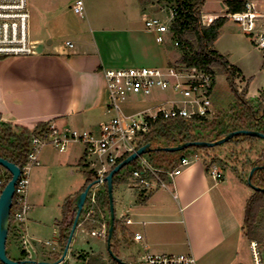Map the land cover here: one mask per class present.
Wrapping results in <instances>:
<instances>
[{
	"label": "crops",
	"instance_id": "crops-1",
	"mask_svg": "<svg viewBox=\"0 0 264 264\" xmlns=\"http://www.w3.org/2000/svg\"><path fill=\"white\" fill-rule=\"evenodd\" d=\"M77 1L27 0L29 41L37 47L41 45L42 51L28 57L0 59L2 123L28 131L45 123L59 131L97 135L99 126L112 117L107 112L104 70L164 69L179 60L171 35L163 44H157L155 34L144 26L146 18H158L154 0H81V16L73 12ZM207 1L201 9L205 25L227 12L224 0L217 11L205 12ZM257 2L264 4V0ZM154 98L167 100L171 96L155 94L149 99L153 106ZM198 157L199 161L183 168L165 188L145 197L138 195L130 183L113 186L114 219L119 226L112 246L121 262L140 264L146 255H190L194 264H243L238 252L243 241L248 246L250 243L243 235V220L245 204L252 193L233 171L227 177L229 170L205 164ZM39 162L33 169L32 182L43 176L62 178L61 194L49 207L40 192H28L30 210L14 238L21 239V252L13 260L53 264L64 253L59 247L58 229L62 204L71 199L76 207L86 174L96 173L101 163L96 156H88L85 147L77 142L68 144L62 153L50 146L42 148ZM211 171L219 176L212 177ZM107 217L105 214L103 219ZM128 219L130 223L126 224ZM84 229H75L59 264H83L81 257L86 255L108 261L109 256L95 253L81 234L80 239L76 238L77 231L83 233ZM48 230L51 237L44 238ZM92 233L93 230L90 237H98ZM135 236L141 239L135 240Z\"/></svg>",
	"mask_w": 264,
	"mask_h": 264
},
{
	"label": "built area",
	"instance_id": "built-area-1",
	"mask_svg": "<svg viewBox=\"0 0 264 264\" xmlns=\"http://www.w3.org/2000/svg\"><path fill=\"white\" fill-rule=\"evenodd\" d=\"M239 1L243 3V10L224 17L249 37L252 45L262 52L264 69V4L260 6L257 0ZM163 4V12L167 11L165 13L167 23L157 17H148L144 21L145 28L155 34L157 44H163L165 38L171 35L170 25L175 17L174 10ZM81 8L82 2L78 0L73 12L81 16ZM204 22L205 19L202 18L205 25ZM28 24L27 0H0V59L22 58L36 54L37 46L29 41ZM65 46L72 48L70 43H65ZM176 46L177 43H174V47ZM102 74L107 93V112L112 114V117L99 126L97 135L71 130L59 131L50 124L45 131L31 138L30 149L25 164L20 169L11 204V210L13 209L11 229L15 234L20 232V227L30 210L27 203L29 172L40 165L39 154L42 148L50 146L62 153L72 142L82 144L86 154L96 156L101 163L100 169L96 172L97 183L94 189H97L105 184V177L119 164L117 162L119 159L124 160L138 150L136 145L149 131V120L155 122L158 117L164 120L194 117L210 119L214 116L210 100L212 79L203 71L179 66L164 69L130 67L104 70ZM157 93L168 94L171 98L167 100L158 98L152 108L141 112L134 114L124 112V106L129 102L138 99L146 102ZM135 161L137 166L128 173L127 181L138 195L145 197L156 189L165 188L167 182L173 181L183 168L199 161V157L198 155L184 157L172 171L168 172L153 168L146 155L138 157ZM6 173L0 167V197L9 181L7 179L9 174L7 173V176ZM161 174L165 175V180ZM210 175L217 178L219 173L211 171ZM93 199L92 192V203ZM125 223L129 224L130 220H126ZM92 235L103 237L105 232ZM140 239V236H135V240ZM249 249L252 264H264V247H259L256 242H250ZM140 264H194V260L190 255L175 257L146 255Z\"/></svg>",
	"mask_w": 264,
	"mask_h": 264
},
{
	"label": "trees",
	"instance_id": "trees-1",
	"mask_svg": "<svg viewBox=\"0 0 264 264\" xmlns=\"http://www.w3.org/2000/svg\"><path fill=\"white\" fill-rule=\"evenodd\" d=\"M140 3H151L152 0H139ZM156 4L165 3L175 12V17L170 25L171 43L180 54L179 60L174 66L186 69L195 68L211 76L212 87L218 76H225L231 92L236 97V104L231 107L229 115L219 112L216 117L202 119L194 117L191 119H170L164 120L158 117L155 122L149 120V131L139 140L136 148L139 149L146 145L150 146L151 151L146 155L149 164L162 172L172 171L178 162L189 155H197L198 152H207L214 148L191 147L181 152L169 153L161 151V148H173L178 145L193 142L213 143L221 140L229 133L236 131H255L264 135V106L260 102L252 104L245 100L244 94H239L234 85L238 76V71L229 65L227 59L213 50L217 41L220 29L227 23L225 17H220L212 21L209 25L202 23L201 9L205 0H154ZM227 14L240 13L243 10V3L239 0L225 1ZM48 124H38L32 131L13 128L9 124L1 122L0 118V158L14 164L19 169L25 164L26 155L30 149V141L33 136L45 131ZM263 143V147L254 161L249 163V171L255 167H264V141L254 137L236 136L229 140L228 144L234 143ZM123 159H119L120 163ZM206 162L207 158H203ZM214 160L208 164L212 165ZM206 164V163H205ZM132 168H136L137 161L131 163ZM233 172L241 179L237 171ZM120 173V172H119ZM119 173L113 178V186L124 182L119 177ZM8 176V174L6 173ZM163 180L165 175L161 174ZM97 178V174L89 172L86 174V183L83 192ZM8 180L10 177L8 176ZM242 181V180H241ZM246 184V183H245ZM251 184L255 188L264 189V169L257 170L252 178ZM92 192L94 193L93 203L91 201ZM109 202L106 184L89 191L84 203V209L80 212L75 229L78 226L92 228L94 233L101 234L104 227V238L107 239V229L109 217L103 219L108 213ZM264 213V193L253 191L245 204L243 220V235L249 242H259V228L257 219ZM109 215V213H108ZM13 209L9 220L8 235L14 234L11 225L13 224ZM76 218V208L71 199H66L61 207V220L58 223L59 247L65 250L69 243L68 238L73 228ZM119 222L114 219L113 233L110 241V250L117 257L116 250L112 246L115 239L116 228ZM75 233V230H74ZM73 233V234H74ZM118 258V257H117ZM83 264H126L118 263L109 257L108 261L102 260L99 256L86 255L81 257Z\"/></svg>",
	"mask_w": 264,
	"mask_h": 264
},
{
	"label": "rangeland",
	"instance_id": "rangeland-1",
	"mask_svg": "<svg viewBox=\"0 0 264 264\" xmlns=\"http://www.w3.org/2000/svg\"><path fill=\"white\" fill-rule=\"evenodd\" d=\"M221 0H208L205 12H215L219 8ZM156 4V3H155ZM164 4H156V12L158 13V18L167 23L164 8ZM166 10V8H165ZM163 12V13H162ZM214 51L218 54L224 56L227 59L229 65L235 67L238 71V76L234 81V85L239 94H244L245 100L252 104L260 102L264 106V69L262 67V52L258 48L254 47L251 43L249 37L244 33L239 31V29L232 24L227 22L219 31V36L217 41L213 46ZM37 55V54H35ZM173 64H169V67H173ZM132 65H124V67H130ZM163 97V96H162ZM153 99V98H152ZM154 98L153 101H155ZM212 111L214 112V117L219 112H225L229 115V109L234 107L236 104V97L231 92L229 85L226 81L225 76H218L215 79L214 86L212 88V94L210 97ZM133 101V100H132ZM152 102L147 99L146 102L141 100H134L129 102L124 106V112L127 114H134L136 112H141L143 110L153 107ZM211 119V118H210ZM263 143L255 142L250 143H234L214 147V149L207 152H198L197 155L202 158H207L205 163H209L214 160L213 164L219 166L223 170H229L226 175L231 176L230 171H237L240 175L241 180L246 187L247 192H253L245 183L249 173V163L254 161ZM192 156V155H189ZM187 156V157H189ZM32 168L29 172V186L28 192L36 191L40 192V196L45 197L44 201L48 204L47 206L53 207L60 197V189L62 188V178L59 180L54 179V177L43 176L37 179L34 183L32 182L33 176ZM132 170L131 164L122 169L119 173V177H124L125 184H129L127 181L128 173ZM34 187V188H33ZM94 191V190H93ZM27 192V194H28ZM116 189L114 190V194ZM108 215V213H107ZM49 220V219H48ZM257 225L259 228V242L257 243L259 247H264V213L259 215L257 219ZM92 228H86L83 233L80 230L77 231L76 235L80 239V235L84 241H88L90 246L93 247L95 253L103 252L104 256H109L106 248V239H100L99 237H90V232ZM44 238L51 237V230L43 233ZM17 235L14 233L9 234L6 242V255L10 260L20 255L21 252V239L14 240ZM75 241V240H74ZM244 246L238 252V257L243 260V264H252V257L248 243L243 241ZM119 259V258H118ZM120 260V259H119Z\"/></svg>",
	"mask_w": 264,
	"mask_h": 264
},
{
	"label": "water",
	"instance_id": "water-1",
	"mask_svg": "<svg viewBox=\"0 0 264 264\" xmlns=\"http://www.w3.org/2000/svg\"><path fill=\"white\" fill-rule=\"evenodd\" d=\"M42 51L41 45H39L36 48V54H40ZM236 136H246V137H254L259 140L264 141V135L260 134L255 131H236L233 133H229L224 138H222L219 141L208 143V142H193V143H186L183 145H178L173 148H161V151L169 152V153H175V152H181L191 147H200V148H214L220 145L225 144L232 138ZM151 151L150 146L146 145L144 147L139 148L135 153L128 156L126 159L122 160L118 165L114 167V169L105 177L104 182L106 184V190L108 195V202H109V223H108V229H107V239H106V248L109 257L113 258L118 263H121V260H119L117 257H115L111 250H110V241L112 238L113 233V224H114V210H113V199H112V190H113V178L116 174H118L122 169L133 163L138 157H141L143 155H147ZM0 167L3 168L10 176L9 181L7 182L5 188L2 191L1 197H0V264H35L29 261H14L10 260L6 255V242L8 237V227H9V220H10V210H11V204L12 199L14 195V190L16 186V182L20 176V169L15 166L14 164L0 158ZM264 169V167H255L252 168L249 173L248 177L246 179V185L252 190V191H259L264 193V189H258L252 186L251 184V178L253 174L259 170ZM97 181L92 182L77 198L76 202V218L73 222V228L70 232L68 243H70L71 238L73 236L78 217L80 215V212L82 211V208L84 206L87 194L89 190L96 185ZM67 248L64 250L62 258L53 264H59L64 257V254L66 253ZM37 264H48V263H37Z\"/></svg>",
	"mask_w": 264,
	"mask_h": 264
}]
</instances>
